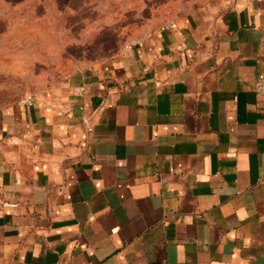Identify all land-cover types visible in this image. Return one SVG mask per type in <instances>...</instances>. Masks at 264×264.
Returning a JSON list of instances; mask_svg holds the SVG:
<instances>
[{
	"label": "crops",
	"instance_id": "0c3cea01",
	"mask_svg": "<svg viewBox=\"0 0 264 264\" xmlns=\"http://www.w3.org/2000/svg\"><path fill=\"white\" fill-rule=\"evenodd\" d=\"M263 72L214 0L1 102L0 264H264Z\"/></svg>",
	"mask_w": 264,
	"mask_h": 264
},
{
	"label": "rangeland",
	"instance_id": "374dc122",
	"mask_svg": "<svg viewBox=\"0 0 264 264\" xmlns=\"http://www.w3.org/2000/svg\"><path fill=\"white\" fill-rule=\"evenodd\" d=\"M214 0H0V103Z\"/></svg>",
	"mask_w": 264,
	"mask_h": 264
},
{
	"label": "built area",
	"instance_id": "2783aa9c",
	"mask_svg": "<svg viewBox=\"0 0 264 264\" xmlns=\"http://www.w3.org/2000/svg\"><path fill=\"white\" fill-rule=\"evenodd\" d=\"M139 40H136V41H131L129 42L130 44H136L138 43ZM254 90L257 92V93H260V94H263L264 93V72L261 73L254 81ZM36 94H30L28 96H26L22 101L23 102H26V103H31L33 101V98H35ZM6 206H12L14 207L15 204L14 203H8V202H5L4 203Z\"/></svg>",
	"mask_w": 264,
	"mask_h": 264
}]
</instances>
